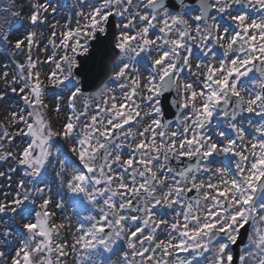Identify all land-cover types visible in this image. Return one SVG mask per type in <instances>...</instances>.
<instances>
[{"label": "snow or ice", "instance_id": "snow-or-ice-1", "mask_svg": "<svg viewBox=\"0 0 264 264\" xmlns=\"http://www.w3.org/2000/svg\"><path fill=\"white\" fill-rule=\"evenodd\" d=\"M0 264H264V0H0Z\"/></svg>", "mask_w": 264, "mask_h": 264}]
</instances>
